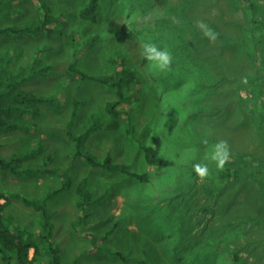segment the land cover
I'll return each mask as SVG.
<instances>
[{"label": "rangeland", "instance_id": "1", "mask_svg": "<svg viewBox=\"0 0 264 264\" xmlns=\"http://www.w3.org/2000/svg\"><path fill=\"white\" fill-rule=\"evenodd\" d=\"M138 1L100 0L97 23L79 20V17L69 23L68 18L73 19L70 14H77L88 0H42L50 7L46 24L56 25L51 31L45 29V33L37 36L17 38L18 42L0 40V54L12 56L11 66L17 80L22 76L31 79L22 85L23 88L50 100L38 103V114L28 112L26 128L0 136L1 155L7 159L14 155L26 156L28 161L23 166L31 169L22 177L0 170V192H7L10 197L19 195L47 200L61 264H76L77 259L80 260L78 264H253L247 263L245 252L254 254L258 264H264V117L262 122L257 118L251 120L250 126L255 133L243 127L248 124L247 118L240 119L241 115L236 117L233 111L220 119L218 128L225 132L223 141H227L231 149L237 143L236 147L243 148V152L254 154L260 177L254 183L244 181L226 187L222 203L227 204L216 206L212 215H199L197 206L191 205V190L188 189L191 187L182 184V153L176 158L177 166L173 170H157L156 166L145 164L143 154L137 152L129 135L130 121H117L109 113L108 104L115 100L116 90L99 81L81 79L79 73L76 76L69 70L74 63L88 75L108 78L119 77L124 69L135 70L137 66L143 83L149 84L148 97L169 94L181 98L198 87L193 75L177 88L172 83L163 85L158 81L155 86V82L157 77L166 76L170 71L171 74L188 72L192 62L172 61L169 71L160 72L144 58L141 45L152 42L159 49L170 51L173 47L177 52L182 44L178 37L185 35L187 25H197L199 21L206 25H217V22L219 25H256L259 32L257 25H264V0H235V3L225 0L226 5L230 2V10L234 12L231 19L222 13L223 0H216V4L212 1L205 8L196 7L204 0H183L180 9L170 15L166 2L149 8ZM169 1L175 6L181 0ZM250 4H256L258 10L253 11ZM0 6L3 10H0V27L36 25L47 14L40 0H1ZM236 8L247 17L235 14ZM141 10H147V14L143 15ZM124 27L131 37L119 42L115 32ZM170 33L172 37L168 39ZM155 34L162 38L158 40ZM188 35L191 38L193 34L188 31ZM258 39L261 41L258 45L260 55L250 74L257 70L264 74V35ZM187 44H182V49ZM197 57L195 66L203 64L208 69L211 64L207 59L208 51L202 54L198 49ZM202 59L207 60L203 62ZM134 79L135 73L130 71L128 83ZM141 86L139 83L137 87ZM255 90L263 94L255 103L264 107V82L257 84ZM247 96L251 99L252 94L249 92ZM133 97L137 99L141 94L135 92ZM129 103L126 99L118 109L126 110ZM173 110H179L178 105L136 109L134 122L139 138L149 126L148 142L157 139L161 151L175 146L176 143L163 132L167 130ZM147 114L151 115L148 119L142 116ZM92 127L94 131L83 148L84 153L94 151L93 155L102 159L96 151L107 153L109 150L117 163L130 164L139 172H147L149 181L141 183L75 158L71 132L79 135ZM154 133L156 135L152 136ZM250 136L253 144H250ZM46 163L52 170H61L47 175V169L42 170ZM60 174L69 177L67 187H62L64 179ZM83 179L91 194L82 193L83 197H89V203L81 209L77 203V185ZM208 181L213 187L212 181ZM205 182L199 180V185ZM196 198L201 204L208 201L204 191L198 192ZM9 213L19 226L38 229L37 211L26 207L20 198L11 200ZM208 217H213L215 224L208 222ZM258 225L261 228L253 237ZM218 231L222 232L221 242ZM234 238L239 245L243 241L246 243L239 254L233 245ZM219 242L224 243V249ZM93 247L96 250L92 253ZM116 251H121V256H117Z\"/></svg>", "mask_w": 264, "mask_h": 264}, {"label": "trees", "instance_id": "2", "mask_svg": "<svg viewBox=\"0 0 264 264\" xmlns=\"http://www.w3.org/2000/svg\"><path fill=\"white\" fill-rule=\"evenodd\" d=\"M182 1L175 6L169 0H139L138 2H142L145 7L149 6V8H154L157 4L166 2L168 6L167 13L170 15V12H177L180 9ZM212 1L216 4V0H204L202 4L196 7L205 8ZM40 2L44 5V9L47 10V14L41 23L31 26L30 24H25L29 26L5 25L0 27V40L12 39L16 41L17 38L22 39L35 34L37 36L45 33V29L51 31L52 26L56 25L46 24L49 20L50 7L45 6L42 0ZM222 3V13L231 19V14L234 12L230 10V2H227L228 5H226L225 0H223ZM232 3H235V0ZM249 8L253 9V11L258 10L256 4H250ZM215 12H217L216 9ZM235 12L237 15L241 13L238 8H236ZM141 13L143 15L147 14V10H141ZM99 14L100 0H88L86 6L77 14H70V16H73V19L68 18V22L72 23L79 17V20H89L97 23ZM193 14L195 15V10ZM218 23H216L217 25H207L217 34L215 42H210L205 38L203 32L197 25H187L185 35L178 37V39L183 45L188 44L184 49H182L181 44V48L178 47L177 52L173 47L170 48L169 52L172 54L173 63L183 64L185 62H192V66L188 69V72L171 74L170 71L166 76L157 77L155 86L158 85V82L163 85L172 83L177 88L193 75V80L198 83V87L190 89L181 98L170 96L169 94H162L161 96L152 94L148 97L146 91L149 84L143 83L137 66L135 70L124 69L123 73L120 76L118 75L119 77L108 78L88 75L80 71L74 63L69 67V70L76 76L79 73V78L81 79L99 81L105 85H111L116 90L117 96L115 100L108 104L109 113L114 118H117V121L121 119L127 122L130 121L131 132L129 135L132 138V143L136 146L137 152L143 154L145 164L156 166L157 170L165 168L173 170L177 166L176 158L180 152L182 153V184L183 187H191L188 188L189 192L191 190V205L197 206L199 215H212L214 213L216 206H220L226 198V187H233L244 181L254 183L259 176L255 155L246 153V151L243 152V148L239 149L236 147L237 143L233 145L232 149L230 147V160L222 171H217L215 164L205 159L210 154L212 145L224 140L225 132L222 128H218L221 123V118L229 115L233 111L236 117L241 115L240 119L247 118L248 124L243 127L252 131L253 126H250L252 125L251 120L253 121V118H257L261 121L264 117V107L255 103V101H259L263 96L261 92L255 90V87L257 84L264 82V74L258 70L254 74H250L251 67L255 69V64L258 62V56L260 55L258 53V45L261 43L258 38L264 35V25H257L261 30L258 32L256 31V25H219ZM172 27L174 28V25ZM188 31L193 34L191 38L188 35ZM115 34L119 42H124L131 37L126 27L121 31H116ZM167 37L170 39L172 34L171 36L167 34ZM161 38V36L157 35L158 40ZM155 42L159 43L156 40ZM198 49L202 50V54L208 51L207 59L211 63L208 69L203 64L199 67L195 66V60L199 58L197 57ZM4 55L5 53L0 54V136L26 128L28 121H25V117L28 115V112L38 114V103L50 101L42 96L34 95L30 90L23 88L22 85L31 79L22 76L17 80V74L13 72V67L11 66L12 56L6 57ZM207 59H202V61L204 62ZM130 71H134L135 73V79L132 83H128L127 81ZM182 71H185V69H182ZM245 80L247 81L246 83L244 82ZM139 83H142L140 88L137 87ZM135 92H139L141 97L135 99L133 97ZM249 92L252 94L251 99L247 96ZM126 99L130 100L127 109L119 110L118 107ZM161 104H165L169 108L174 105H178L179 107V110L170 112L169 125L167 130L163 131L176 143L175 146L166 151H161L157 145V139H154L153 143L148 142L150 134L148 131L149 126L145 128L142 138H139L134 122L136 109L137 111H141L145 107H157ZM249 114L252 117H248ZM142 116L148 119L151 115L147 114ZM260 128L263 129L262 124H260ZM93 131L94 128L92 127L79 135L71 132L70 135L75 141V150L73 153L75 158L86 160L94 168H103L112 173H121L141 183L149 181V174L147 172H139L130 164L117 163L109 150H107V153L96 151V154L102 157V159L96 158V155H93L94 151L92 153L89 151L84 153L83 148L89 141V137ZM253 132L255 133L254 130ZM154 135L156 134L154 133L152 136ZM253 143L251 137L250 144ZM27 158L21 155H14V157L8 159L4 158L1 155L0 145V170L9 172L12 176L22 177L25 173L31 171L30 168L23 166V163H27ZM197 163L208 164L209 176L207 178L212 181L213 187H210L207 178L204 184L199 185L200 179L193 169V165ZM48 166L49 163H46L45 167H42V170L47 169V172H45L47 175L57 174L61 170H52ZM254 168L256 169L254 170ZM59 177L64 179L62 187H67L69 177L66 174H60ZM260 185L263 186V183H260ZM195 188L197 191H195ZM77 191L79 194L77 203L83 209L89 203V197H83L82 193L83 195L91 194L87 189L86 179H83L77 185ZM200 191H204L208 195L206 204H201L196 198ZM10 195L4 191L0 192L1 264H61L59 259L60 248L54 240L53 215L48 207L47 200L30 199L28 197H19V195L10 197ZM14 198H20L26 207L33 208L37 211L39 215L37 221L38 229L19 226L15 223L13 215L9 213L11 200ZM224 204L222 203V205ZM212 220H214L213 217H208V222L215 224ZM199 221L201 222V220ZM260 228L259 225L255 227L253 237L256 232L258 233ZM221 236L222 232L218 231L217 237L220 242L222 240ZM238 238L241 237L239 236ZM257 238L258 242H260L259 235H257ZM235 241L236 239L234 238L233 245L238 250L236 253L239 254L240 250L246 248V243L242 240L243 244L239 245ZM223 246L224 243H220V247L223 248ZM90 250H93V253L96 249L93 247ZM214 250L212 251L213 253L222 255V257L225 256L224 253H218ZM31 251H33V255H31ZM120 252L116 251L115 254L121 256L122 253ZM145 257L146 261L149 260L147 253ZM245 257L247 263L258 264L255 261L256 256L254 254L245 252ZM79 262L80 260L77 259L76 264Z\"/></svg>", "mask_w": 264, "mask_h": 264}, {"label": "clouds", "instance_id": "3", "mask_svg": "<svg viewBox=\"0 0 264 264\" xmlns=\"http://www.w3.org/2000/svg\"><path fill=\"white\" fill-rule=\"evenodd\" d=\"M197 26L210 42L216 41V32L209 28L203 21H199ZM141 48L144 58L154 65L158 71L167 72L170 70L173 57L167 49H159L152 42L143 43ZM244 82L246 83L247 81L245 80ZM205 159L215 164L217 171H222L230 160V147L228 142L221 140L213 144L210 154ZM193 169L201 181L209 176L208 164L197 163L193 165Z\"/></svg>", "mask_w": 264, "mask_h": 264}]
</instances>
